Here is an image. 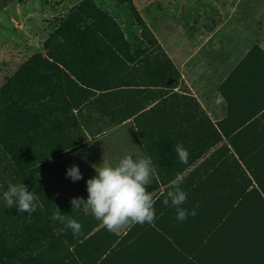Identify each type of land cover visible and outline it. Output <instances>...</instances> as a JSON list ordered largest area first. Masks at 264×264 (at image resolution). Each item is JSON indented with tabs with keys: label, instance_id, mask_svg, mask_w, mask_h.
Listing matches in <instances>:
<instances>
[{
	"label": "rangeland",
	"instance_id": "374dc122",
	"mask_svg": "<svg viewBox=\"0 0 264 264\" xmlns=\"http://www.w3.org/2000/svg\"><path fill=\"white\" fill-rule=\"evenodd\" d=\"M199 2L202 1L17 0L0 9V255L7 264H134L131 257L152 247L164 250L159 240L174 234L182 259L167 248L171 264H221L218 253L220 258L233 260L231 264H264L263 257H250L260 255L264 247V194L256 183V178L264 180V114L252 119L228 117L215 123L194 98L186 96L190 104L178 99L188 91L145 22V11L152 3L191 27L202 14L213 13ZM81 4L101 11L92 13L95 17L81 13L85 25H94L105 37L115 40L121 35L127 44L125 51L146 52L153 59L152 66L142 74L128 75L127 70L115 72L110 68L112 72L95 74V79L90 80H100L108 87L126 82L142 86L114 87L108 95L95 92L83 99L53 78L50 69L56 65L61 68L60 76L85 72L93 64L102 63L103 69L110 67L102 55L104 38L98 31L94 37L101 43L89 47L96 48L93 52L100 60L90 59L92 50L83 49L80 55L86 61L77 63L62 40L51 46L52 58L44 48L47 38ZM134 10L157 43L141 38ZM205 21V29L214 22ZM163 53L178 76L168 68ZM118 97L121 100H116ZM158 97L162 102L143 112ZM115 100L118 106L113 104ZM133 114L138 116L131 119ZM177 143L190 153L187 164H182L174 151ZM125 156H148L153 161L155 172L146 187L155 201L156 219L152 224H130L110 232L86 205L72 210L70 200H87L86 181L96 175L91 165L99 166L104 158L114 166ZM72 165L79 167L83 177L76 182L66 177ZM178 175L183 177L181 187L188 194L182 207L191 211L199 204L195 217L189 215L183 222L176 220L171 202L167 206L163 203L170 182ZM8 182H21L38 196L31 216L5 207L2 194ZM56 207L82 225L78 236L74 237L70 229L54 231V227H63L51 219ZM244 219L256 223L254 226L262 234L259 240L243 243L236 236L235 229ZM164 223L168 225L166 230L159 227ZM175 224H182L183 229L169 230ZM234 242L246 245V257L250 258L241 261V256L225 250L224 246Z\"/></svg>",
	"mask_w": 264,
	"mask_h": 264
},
{
	"label": "crops",
	"instance_id": "0c3cea01",
	"mask_svg": "<svg viewBox=\"0 0 264 264\" xmlns=\"http://www.w3.org/2000/svg\"><path fill=\"white\" fill-rule=\"evenodd\" d=\"M201 1L198 4L206 6L214 15L202 14L198 23L191 27L185 26L180 17L173 18L152 3L144 14L146 24L188 91L177 98L189 104L190 98L186 96L194 98L203 113L215 123L228 117H259L264 114V0ZM211 19L214 22L205 29L203 22ZM133 93L138 99L136 92ZM218 96L223 97V103H216ZM116 100L121 99L118 97ZM116 100L113 104L118 106ZM161 100L162 97H158L150 102L143 112ZM136 116L138 114L129 117L134 119ZM181 226L175 224L169 230L177 231L182 229ZM159 227L166 230L168 225L164 223ZM177 239L174 234L159 240L164 250L157 249L158 260L164 258L166 261L167 248L177 256Z\"/></svg>",
	"mask_w": 264,
	"mask_h": 264
},
{
	"label": "clouds",
	"instance_id": "9594fccd",
	"mask_svg": "<svg viewBox=\"0 0 264 264\" xmlns=\"http://www.w3.org/2000/svg\"><path fill=\"white\" fill-rule=\"evenodd\" d=\"M223 97L218 96L216 103H223ZM179 161L182 164L188 163L189 151L182 143L174 146ZM96 175L86 181L88 198H71L72 210H78L86 205L94 218L100 221L110 232H118L130 224L144 225L152 224L156 219V213L151 192L147 190L151 176L155 172L153 161L145 156L134 159L132 156H125L116 165H110L103 158L99 166L93 164ZM66 177L73 182L82 179V173L77 165L70 166L66 171ZM183 177L177 176L170 182L169 190L163 200L164 205L176 209V220L185 221L189 215L195 217L197 203L189 211L182 207L187 202V192L181 187ZM3 202L6 208H16L18 213H27L31 216L37 207L39 198L32 191H28L23 183L13 184L8 182L7 190L3 192ZM51 219L63 227L55 228V232L63 233L70 229L74 237L81 232L82 225L70 215L62 214L56 207V212Z\"/></svg>",
	"mask_w": 264,
	"mask_h": 264
},
{
	"label": "trees",
	"instance_id": "16d2710c",
	"mask_svg": "<svg viewBox=\"0 0 264 264\" xmlns=\"http://www.w3.org/2000/svg\"><path fill=\"white\" fill-rule=\"evenodd\" d=\"M127 3H130V1H128ZM81 13L94 16L92 15V13L101 14V11H99V9H97L96 7L91 8L89 5L81 4L73 13L69 15L66 22L62 24L56 30L55 33H53L50 37L47 38V40L44 43V48L47 51V54H49V56L51 57L52 56L51 46L54 43H57L62 40L66 43L68 51L74 53L73 56H74V59L78 61L77 63H79L81 60L84 62L86 61V59L80 55V53H82L80 51H83V49L92 50V54L89 57L90 59H95L97 57L98 60H100L98 55H96L93 52L94 49L96 48L92 49L91 48L92 46L89 47V45H92V43H97V42L101 43L99 41L97 42L95 41L94 34L96 31H98L100 32L99 33L100 36L104 38V42L101 43L102 46L105 47L104 53L102 55L105 59H107V64L110 67L104 66V69H103L102 66L104 64L101 63V66H99V64L97 66H94L95 64H93V65H90L89 70H86L85 72L78 73L77 71H72L70 73L71 75L62 73L61 76H64V78H60L61 76L59 75L58 72L61 73V71H59L61 68H59V66L56 65L55 67H51L50 69L51 74L53 78L56 80V82L64 84L65 87L68 88L71 94L82 95L83 99L90 97V96H94L95 92H100L103 95H108L107 94L108 91H110L114 87L142 86L139 83L136 84V82H133V83L126 82L125 85L116 84L115 86L108 87V85H104L103 83H100L99 82L100 80L97 82L91 81L92 79H95L94 77L95 74L104 76L105 74L107 75V73L110 72L111 69L112 71H115V72L127 70L128 75L133 74L135 72H140V74H142L144 71H146L148 68L152 66L153 59L150 58V54L146 52L131 54L129 51H125L124 47H126L127 44L123 41V38L121 35H118L116 40L112 37L110 38L105 37L106 35L102 31H100L101 29L96 28L94 25H88V24L85 25L84 22L82 21L83 17L81 16ZM137 15H138L137 10H134L133 18L137 19L141 26V38L142 39L148 38V40L149 39H151V41L153 40L152 42L154 44L157 43L150 29L141 21V18ZM109 23L111 24V26L113 25L112 22H109ZM149 45L150 44H148V46ZM163 55L166 57L164 53ZM165 61L168 65V68L172 71L173 75L178 76V72L174 69L169 58L166 57ZM31 62H34V60ZM89 73H92V75H90ZM168 84L169 86L167 87L171 88L170 82H168ZM79 104H81V102L75 104L76 109H78V107L80 106ZM256 183L261 188V190L263 191L262 193L264 194V180H260L256 178ZM254 225H256V223H253V222L249 223V221L247 222L244 219V221L240 222L239 228L235 229L236 236L240 237L243 243L246 240H249V241H252L254 239L259 240L262 234L260 233V229L255 227ZM193 239H195V235ZM224 247H225V250H227L228 252H232L236 255L241 256V258H238L241 261L245 260L244 257L245 258L254 257L256 259L257 258L262 259V257L264 258V255H263L264 247H262V250L259 251L260 255L257 254L254 256H250V257H246V254L248 255V250H247L246 245L244 244L240 246L237 242H234V244H231L228 247L226 246ZM2 249H3V245L0 243V250ZM159 256L160 255L158 254L157 249H154L152 247L146 253L134 255V257H131V259L133 260L134 264H138L139 261H142L143 264H171L167 259L166 261H163L164 258H161L162 261L158 260ZM216 256L221 261V264H231L233 261V260L228 261L230 259L225 260L223 258H220V253H218ZM177 257H181L182 259L181 253H179V251L177 253ZM0 264H7L6 260H4L1 255H0Z\"/></svg>",
	"mask_w": 264,
	"mask_h": 264
},
{
	"label": "water",
	"instance_id": "95a60500",
	"mask_svg": "<svg viewBox=\"0 0 264 264\" xmlns=\"http://www.w3.org/2000/svg\"><path fill=\"white\" fill-rule=\"evenodd\" d=\"M7 1L10 0H0V9L6 8L8 6Z\"/></svg>",
	"mask_w": 264,
	"mask_h": 264
},
{
	"label": "flooded vegetation",
	"instance_id": "af4514ba",
	"mask_svg": "<svg viewBox=\"0 0 264 264\" xmlns=\"http://www.w3.org/2000/svg\"><path fill=\"white\" fill-rule=\"evenodd\" d=\"M17 0H10V1H7V5H9L10 3H14L16 2Z\"/></svg>",
	"mask_w": 264,
	"mask_h": 264
}]
</instances>
